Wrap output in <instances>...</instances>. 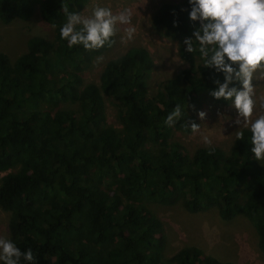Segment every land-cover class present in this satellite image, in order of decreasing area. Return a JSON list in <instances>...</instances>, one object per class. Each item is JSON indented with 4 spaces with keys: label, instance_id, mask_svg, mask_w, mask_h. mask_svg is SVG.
Segmentation results:
<instances>
[{
    "label": "trees",
    "instance_id": "16d2710c",
    "mask_svg": "<svg viewBox=\"0 0 264 264\" xmlns=\"http://www.w3.org/2000/svg\"><path fill=\"white\" fill-rule=\"evenodd\" d=\"M62 2L0 0L5 23L28 20L39 7L55 26L53 39L30 36L15 61L0 52V207L10 212L9 239L31 248L36 264H237L197 245L165 255L166 233L147 203L182 202L191 212L217 208L224 220L246 217L264 252V164L252 159L251 133L242 128L228 151L189 153L175 139L192 132L194 106L211 96L216 79L223 82L203 68L198 51L184 50L199 27L188 0L163 2L152 18L188 62L154 93V58L140 44L109 59L99 82H86V69L117 38L95 51L69 48L59 34ZM64 3L80 12L89 0ZM105 96L119 127L107 120ZM176 103L185 117L167 127Z\"/></svg>",
    "mask_w": 264,
    "mask_h": 264
},
{
    "label": "rangeland",
    "instance_id": "374dc122",
    "mask_svg": "<svg viewBox=\"0 0 264 264\" xmlns=\"http://www.w3.org/2000/svg\"><path fill=\"white\" fill-rule=\"evenodd\" d=\"M166 1L182 0H89L82 10L85 15L89 14L96 4L112 7L114 11L125 6L132 7L136 32L132 40L126 38L122 40L121 37L125 36L124 26H118L115 45L98 56L102 58L99 62H97L98 57L93 60L84 73L85 81L99 82L101 72L109 59L123 54L131 45L138 44L147 47L154 58L155 64L149 79L151 93L157 90L159 83L164 79L174 76L179 70L187 67L188 62L180 54V43L164 36L152 21L160 5ZM54 34L55 26L43 18L39 7L28 20L18 18L11 23H5L0 19V52L7 53L11 60L15 61L24 51L30 36L42 35L53 39ZM253 85L256 107L252 119H255L256 113L264 112V109L260 108L264 100V76L259 72L254 75ZM105 103L109 124L119 127L115 108L107 96ZM200 111L206 113L203 120L198 115ZM192 113L197 119V124L200 125L199 131L196 133L178 131L175 139L180 141L189 153L200 146H209L203 143L202 136H206L211 141L210 146L228 151L239 127L235 124L237 112L230 102H218L206 95L194 106ZM2 175L4 172H0V178ZM147 204L161 221L166 233V256L174 254L186 245H197L221 261L264 264V252L258 246L257 231L246 217L238 216L233 220H224L217 208L191 212L182 202L165 205L149 201ZM9 224L10 212L0 207V235L6 238L10 235Z\"/></svg>",
    "mask_w": 264,
    "mask_h": 264
},
{
    "label": "clouds",
    "instance_id": "9594fccd",
    "mask_svg": "<svg viewBox=\"0 0 264 264\" xmlns=\"http://www.w3.org/2000/svg\"><path fill=\"white\" fill-rule=\"evenodd\" d=\"M188 4L189 19L199 22V27L184 39V50L191 54L198 51L203 68L223 74V82L216 79L210 95L230 102L237 112L236 140L243 138L239 129H247L251 133L252 159L264 164V112L256 113L252 119L256 107L254 75L259 72L264 76V0H188ZM62 11L65 22L59 34L69 48L79 46L95 51L111 46L118 26H124L122 40H132L136 32L134 9L130 6L114 11L112 7L96 4L85 15L84 11H70L63 0ZM101 59L98 57L97 62ZM237 83L239 87L233 86ZM260 108L264 109V100ZM185 114V108L176 103L163 123L172 127ZM198 115L203 120L206 113L200 111ZM189 127L193 133L200 129L196 123ZM201 138L204 144L211 145L206 136ZM0 264H36V257L31 248L21 250L12 239L0 235Z\"/></svg>",
    "mask_w": 264,
    "mask_h": 264
}]
</instances>
